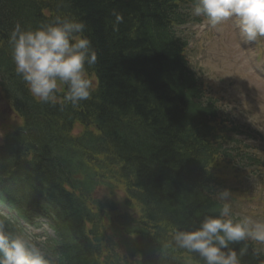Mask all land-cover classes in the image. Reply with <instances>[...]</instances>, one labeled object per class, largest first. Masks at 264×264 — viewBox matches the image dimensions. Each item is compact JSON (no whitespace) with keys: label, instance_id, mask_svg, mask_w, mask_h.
<instances>
[{"label":"trees","instance_id":"1","mask_svg":"<svg viewBox=\"0 0 264 264\" xmlns=\"http://www.w3.org/2000/svg\"><path fill=\"white\" fill-rule=\"evenodd\" d=\"M159 10L156 0H0V95L23 121L0 149V192L15 185L17 178H24L35 185L38 195H48L60 207L53 218L61 228L53 245L55 251L51 250L49 256L58 255L62 264L70 263V253L72 264H88L90 242L82 230L84 221L95 218L99 220L97 229L104 230L103 220L109 221L116 209L111 204L101 218V208L97 213L76 209L72 195L62 187L65 180L72 182L79 174L88 179L86 166L90 157L86 156L94 134L86 130L75 145L79 138L70 136L74 122L107 134L106 141L120 139L121 134L125 135L119 134L121 129L136 121L149 131L150 136L146 135L142 143H130L128 150L133 155L124 164L132 183L135 181L145 191V198L136 199L140 224L191 229L204 215L211 214L197 201L178 209L168 199V187L181 178L189 179L195 187L202 179L204 182V165L198 167L195 163L199 168L195 169L182 162L181 156H191L187 151L196 149L190 140L197 131L195 126L200 128L214 118L215 109L194 101L198 96L193 75L171 42ZM114 12L123 16L115 30ZM57 17L83 21L84 35L97 53L96 64L88 67L89 76L97 83L96 90L78 107L38 102L17 75L11 56L8 37L17 22L23 28H36ZM118 153L120 163L124 155L120 150ZM129 187L125 186V201L135 197ZM127 220L121 216L117 222ZM6 228L18 232L8 221ZM135 245L139 244L127 246V255L140 253ZM241 246L234 245L237 249ZM176 252L174 247L161 245L147 254L169 256L180 262ZM194 259L198 261L199 257ZM144 261L154 264L147 255ZM242 264L264 262L248 249Z\"/></svg>","mask_w":264,"mask_h":264},{"label":"clouds","instance_id":"2","mask_svg":"<svg viewBox=\"0 0 264 264\" xmlns=\"http://www.w3.org/2000/svg\"><path fill=\"white\" fill-rule=\"evenodd\" d=\"M192 12L212 26L233 20L244 43L264 39V0H194ZM113 15L115 30L123 16ZM85 27L83 21L59 17L36 28H23L18 22L14 25L8 43L15 71L38 102L78 107L81 101L91 99L97 83L89 76L88 67L96 64L97 53L84 35ZM230 196V190L220 191L218 199L223 203L214 210L218 214L204 215L191 229L174 228L171 242L164 248L189 254L184 264H242L247 242L258 246L254 248L258 256L264 251V221L238 217L228 202ZM6 221L7 217L0 219V264H50L43 247L45 238L10 232ZM242 242L239 249L234 247ZM191 254L199 260L194 261Z\"/></svg>","mask_w":264,"mask_h":264},{"label":"rangeland","instance_id":"3","mask_svg":"<svg viewBox=\"0 0 264 264\" xmlns=\"http://www.w3.org/2000/svg\"><path fill=\"white\" fill-rule=\"evenodd\" d=\"M196 39L197 36L193 34V41H195ZM205 40H207V38H205ZM193 49H194V53L192 57L198 63L200 70L206 73V76L212 85L216 83L218 87L227 86L225 89H223L224 91H229V90L238 91L239 88L242 89V91L246 90V87H244L242 84L232 83L231 81V78H233L232 69H231L232 65L228 62L225 63L221 59L217 60V58L220 57L216 54L215 40L211 42V45H209L208 47L205 46L204 48L201 46L200 42L197 41ZM218 92H219V88H218ZM248 92L250 96L254 95L253 98L258 97V102L262 104L261 107H256V114L257 115L264 114V94H262V92H260L258 88L254 87L253 82H250V84L248 85ZM231 109H233L234 113H236L238 117L242 120L241 114L237 112L234 105L231 106ZM252 110H253V101H252ZM16 123L17 120L15 119L14 115L6 108L5 104L0 99V138L2 135L1 128L8 127ZM76 131L77 129H75V132ZM240 202L241 201L238 200L235 201V203H240ZM256 205L261 209H263L264 207V204L262 203H257ZM249 207H248L249 213L255 214L253 212V203H252V207L251 208ZM243 216L246 215L244 214Z\"/></svg>","mask_w":264,"mask_h":264}]
</instances>
